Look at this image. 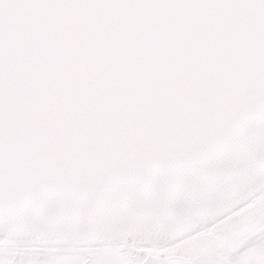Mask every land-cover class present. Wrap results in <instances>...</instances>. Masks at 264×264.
Wrapping results in <instances>:
<instances>
[{
	"label": "water",
	"instance_id": "1",
	"mask_svg": "<svg viewBox=\"0 0 264 264\" xmlns=\"http://www.w3.org/2000/svg\"><path fill=\"white\" fill-rule=\"evenodd\" d=\"M263 144L264 0H0L1 235L128 212L135 240Z\"/></svg>",
	"mask_w": 264,
	"mask_h": 264
},
{
	"label": "rangeland",
	"instance_id": "2",
	"mask_svg": "<svg viewBox=\"0 0 264 264\" xmlns=\"http://www.w3.org/2000/svg\"><path fill=\"white\" fill-rule=\"evenodd\" d=\"M259 204L263 205L262 215L248 221L247 231L238 236L235 221ZM60 238L64 236L16 238L0 234V264H264V186L204 226L170 240H158L152 232L137 234L135 240L124 234L78 244L54 241ZM44 240L50 241L40 243Z\"/></svg>",
	"mask_w": 264,
	"mask_h": 264
},
{
	"label": "bare ground",
	"instance_id": "3",
	"mask_svg": "<svg viewBox=\"0 0 264 264\" xmlns=\"http://www.w3.org/2000/svg\"><path fill=\"white\" fill-rule=\"evenodd\" d=\"M263 175L264 144L254 154H251L245 162L221 178L220 181L212 184L209 188L177 200L168 202L159 201L146 205V209L144 208L141 213L140 221L136 222L138 235L142 236L147 232H152L158 240H170L193 231L201 225L204 226L205 223L212 221L219 215L237 206L241 201L257 193L264 186ZM260 178L263 179L256 181ZM255 181L256 183L254 184ZM246 187H248L247 190L239 195L238 193ZM221 203L225 204L221 205L220 208L211 210V206H217ZM262 206L261 204L257 205L252 211L235 221L234 224L236 225V234L238 236L247 231L246 224L248 221L251 222L254 218L262 215ZM96 216L82 218L79 221L67 222L66 224L59 221L24 224L12 232L6 233V235L15 236L16 238H51L52 236L59 235L64 236V238L55 239L54 241L70 242L73 244L111 240L124 234L131 237L130 213L109 212ZM200 216L202 217L200 218ZM193 217L196 218L189 220ZM94 234L97 235L92 238ZM73 235L81 237L73 238L71 237ZM49 241L44 240L40 243H47Z\"/></svg>",
	"mask_w": 264,
	"mask_h": 264
}]
</instances>
